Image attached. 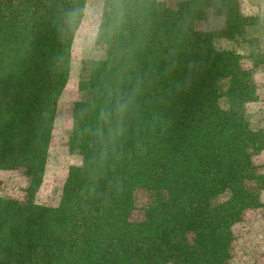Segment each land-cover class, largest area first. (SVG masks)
Wrapping results in <instances>:
<instances>
[{
	"label": "trees",
	"instance_id": "16d2710c",
	"mask_svg": "<svg viewBox=\"0 0 264 264\" xmlns=\"http://www.w3.org/2000/svg\"><path fill=\"white\" fill-rule=\"evenodd\" d=\"M86 3L0 0V170L27 179L23 200L0 196V264H232L234 227L264 211V128L248 114L264 15L243 0H102L105 56L84 64L72 106L81 163L43 206Z\"/></svg>",
	"mask_w": 264,
	"mask_h": 264
},
{
	"label": "rangeland",
	"instance_id": "374dc122",
	"mask_svg": "<svg viewBox=\"0 0 264 264\" xmlns=\"http://www.w3.org/2000/svg\"><path fill=\"white\" fill-rule=\"evenodd\" d=\"M102 5V0H87L85 16L75 36L70 78L59 103L43 185L36 196V202L43 206L58 205L69 168L81 163L80 157L72 155L68 149L73 127L72 106L79 99L77 88L84 64L105 56L103 48L96 45ZM242 9L247 15H264V0H243ZM208 25L204 23V27ZM219 47L232 45L220 41ZM244 64L249 66L248 61ZM255 77L260 98L248 105V114L254 128L261 129L264 128V67L256 70ZM257 163L264 166V152L257 157ZM26 187L27 179L21 171L0 170V196L23 200ZM243 217L234 227L236 241L232 264H264V211L248 210Z\"/></svg>",
	"mask_w": 264,
	"mask_h": 264
}]
</instances>
